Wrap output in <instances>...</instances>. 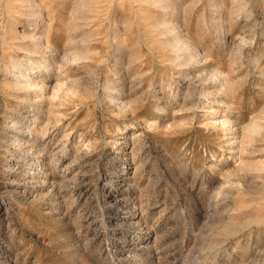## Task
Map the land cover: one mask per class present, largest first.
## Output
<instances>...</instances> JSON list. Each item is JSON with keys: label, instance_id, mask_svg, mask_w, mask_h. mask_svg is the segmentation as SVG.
Instances as JSON below:
<instances>
[{"label": "rangeland", "instance_id": "1", "mask_svg": "<svg viewBox=\"0 0 264 264\" xmlns=\"http://www.w3.org/2000/svg\"><path fill=\"white\" fill-rule=\"evenodd\" d=\"M0 264H264V0H0Z\"/></svg>", "mask_w": 264, "mask_h": 264}]
</instances>
